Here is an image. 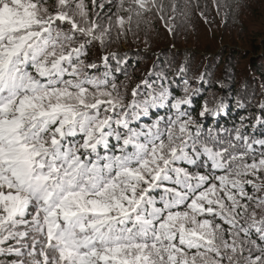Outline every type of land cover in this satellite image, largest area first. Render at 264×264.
I'll use <instances>...</instances> for the list:
<instances>
[{
	"label": "snow or ice",
	"instance_id": "obj_1",
	"mask_svg": "<svg viewBox=\"0 0 264 264\" xmlns=\"http://www.w3.org/2000/svg\"><path fill=\"white\" fill-rule=\"evenodd\" d=\"M191 8L0 0V264H264V100L224 127L229 96L130 87L113 49Z\"/></svg>",
	"mask_w": 264,
	"mask_h": 264
},
{
	"label": "trees",
	"instance_id": "obj_2",
	"mask_svg": "<svg viewBox=\"0 0 264 264\" xmlns=\"http://www.w3.org/2000/svg\"><path fill=\"white\" fill-rule=\"evenodd\" d=\"M178 2L183 4L184 0ZM190 2L191 14L187 18L176 14L172 21L173 33L166 30L162 21L154 18L153 29L145 36L147 43L141 38L147 32L141 31L136 38L138 42L134 43L129 36L126 43L121 41L120 45H113V49L121 55L127 51L128 64L125 68L131 78L130 87L141 79H148L156 81L157 85H171L175 94H182L186 79L193 87H200L205 92L212 90L229 96L230 114L221 120V125L232 128L233 122L239 123V115L247 116L249 112L259 114V102L264 100V1L260 2L258 9L253 8L250 2L242 5V9L226 19L222 11L221 20L216 15L212 0ZM244 2L227 0L231 8ZM163 3L167 6L171 0H163ZM201 11L205 12L208 23L199 18ZM168 15L172 14L169 12ZM243 18L248 20L247 25ZM236 22L240 27L233 26ZM236 29L239 31L237 37H234L235 41L226 44L225 32L230 33ZM181 66L185 68L183 73H179ZM162 73L167 75L166 81L159 79ZM118 75L121 80L124 79L122 73ZM200 75H204V82L197 84L196 77ZM218 81H223V89ZM237 95L246 96L251 101L246 109L235 106ZM195 99L199 100L200 97ZM160 114L164 115L165 110L161 109ZM256 135L262 134L258 131Z\"/></svg>",
	"mask_w": 264,
	"mask_h": 264
},
{
	"label": "rangeland",
	"instance_id": "obj_3",
	"mask_svg": "<svg viewBox=\"0 0 264 264\" xmlns=\"http://www.w3.org/2000/svg\"><path fill=\"white\" fill-rule=\"evenodd\" d=\"M243 1H245L244 3H240V4H237V5H235V6H233L232 8L230 7V9H229V17H232L233 15H232V13H237L240 9H242V5L244 6V5H246V4H248L249 2L251 3V6L253 7V8H255V9H258L259 8V4H260V2L261 1H264V0H243ZM264 16V15H263ZM221 17V15H219V17L218 18H220ZM199 18L201 19V17H200V15H199ZM237 18V17H236ZM202 20V19H201ZM220 20H221V18H220ZM243 20H244V18H243ZM245 21V20H244ZM243 21V22H244ZM262 21H263V19H262ZM204 22V21H203ZM245 24L247 25L248 24V20L247 21H245ZM233 26H235V27H240L239 25H237V22H236V24H234ZM153 26H151V29L149 30V31H147V33L146 34H143L142 35V37L141 38H144V40L146 41V35L147 34H149L151 31H152V28ZM215 29H216V27H215ZM238 29H236V30H233V31H231L230 33H226L225 32V37H224V40H225V43L226 44H232V42L233 41H235V39H234V37L237 35V33H238ZM203 37H205V33H203ZM237 37V36H236ZM144 42V41H143ZM241 44H243V43H241ZM122 47L123 48H125V45L124 44H122Z\"/></svg>",
	"mask_w": 264,
	"mask_h": 264
}]
</instances>
